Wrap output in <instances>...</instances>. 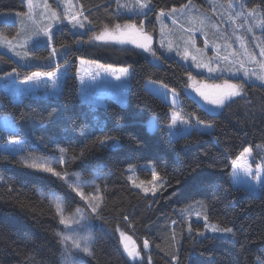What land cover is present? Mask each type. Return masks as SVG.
I'll list each match as a JSON object with an SVG mask.
<instances>
[{"label":"trees","instance_id":"1","mask_svg":"<svg viewBox=\"0 0 264 264\" xmlns=\"http://www.w3.org/2000/svg\"><path fill=\"white\" fill-rule=\"evenodd\" d=\"M92 24L86 35L73 34L66 25L58 29L54 45H69L63 62L71 61L60 96H25L14 102L6 96V110L14 118L17 136L28 146L46 152L67 149L62 170L102 165L104 203L98 214L97 237L89 264H149L142 248L133 260L123 246L121 233L140 246L147 240L150 264H258L264 261V188L255 195L233 185L231 162L250 147L264 145V86L244 83L240 97L218 113L205 110L188 92L191 69L176 58L159 53L160 62L139 49L113 44H91L89 38L105 26L136 20L146 21L147 32L156 34V15L190 1L206 6L205 0H149L152 10L145 16L117 14L116 0H79ZM260 6L264 0H248ZM23 0H0V13L25 11ZM142 19V20H141ZM13 30L16 25H11ZM9 25H3V32ZM106 64L132 66L133 76L127 105L111 100L107 107L81 100L76 70L79 58ZM22 68L0 52V75ZM155 80L176 89L191 118L212 124L211 132L194 130L176 140L169 137V105L145 86ZM156 116L159 127L149 131L147 120ZM83 133V135H81ZM114 137L116 147L101 146L100 140ZM75 159H70L71 156ZM152 163L167 180L157 196L145 195L128 180V168ZM145 171L141 170L143 174ZM148 172V171H147ZM59 189L65 194L66 210L82 205L79 196L62 180L25 166L18 157L0 149V264H60L62 242L60 216L38 190ZM206 204L207 221L230 227L234 236L199 238L205 222H192L181 208L196 202ZM181 217V218H180ZM175 221V223H173ZM212 236V235H207ZM173 257H176L174 260Z\"/></svg>","mask_w":264,"mask_h":264},{"label":"rangeland","instance_id":"2","mask_svg":"<svg viewBox=\"0 0 264 264\" xmlns=\"http://www.w3.org/2000/svg\"><path fill=\"white\" fill-rule=\"evenodd\" d=\"M25 3V11H4L0 13V37H7L11 41V50L9 46L0 41V52L10 56L22 70H14L0 75V149L19 158L21 162L25 164L31 162L44 163L46 161L51 162L55 171L67 173V185H71L70 189L76 195L79 196L82 201L81 206L75 207L71 211L66 210L65 194L59 189H45L41 187L38 192L41 196L47 197L51 204L56 208V203L61 204L62 211L59 216H63L69 222L79 220V224L71 223L69 228H65L61 224L60 233L70 235L75 229L78 233L77 239H81L85 236H92V240L89 242L90 250L93 253V246L97 237L96 227L97 222L94 219L104 203L103 183L105 170L102 165H96L89 168V172L86 170L88 167L83 166L77 169H65L62 170L61 166L67 161V151L64 154V163H58L60 152L57 148L54 152H46L36 146H28L26 140L17 136V127L14 122L13 115L6 110L7 101L5 97L9 96L14 102H19L25 96H40V95H52L60 96L63 92L65 81L67 76L72 73V62H63L65 53L69 49V45H62L57 47L54 45L56 37V31L61 29L63 25H66L71 33L86 35L89 30L92 29V24L88 20H85V12L79 0H31L29 5L28 0H23ZM120 5H126V7H118L116 2L117 14H126L130 17L145 16V14H137L136 11H130L134 9L137 0H119ZM150 7L152 10L151 2ZM206 6H201L194 1H190L180 7H174L169 10H165L164 15L161 16V11L157 12L156 22L158 30L156 34L147 32L146 21L142 20L143 31L147 32L151 37V46L156 50L157 56L161 52L165 57L176 58L181 63L185 64L191 69V74L195 77L196 86L200 85H214L223 84L225 79H229L230 82L238 85H244V83H257L264 86V81H261L257 77L264 75V57L259 55L260 49L264 48V17L260 6H249L248 0H205ZM229 4L232 7H229ZM243 5V7H241ZM187 6V7H185ZM176 9L173 13L172 10ZM255 9L254 14L252 10ZM151 10H146V15ZM55 11L58 16L63 20L62 24L57 23L52 19L51 13ZM241 13V15H237ZM73 14L77 15V18L84 24V28L77 27L72 28V25L68 23L66 17H71ZM159 18V19H158ZM175 20V23H173ZM136 23L137 27H140L141 23L136 20H130L123 23H118L123 28L126 24ZM9 25L8 31L3 32V25ZM11 25H16L17 29L13 30ZM52 25V32L54 33V39L51 45H46V37L43 36V30ZM109 30H113V27H107ZM105 28L99 33L92 34L89 40L91 44L98 45H115L123 49H139L133 44L120 45L111 41L96 40L95 36L99 35ZM37 33H40L37 36ZM240 37V39H237ZM191 39L195 40V47L191 45ZM205 40H207V47H205ZM163 43V47L161 44ZM243 44V47L241 46ZM169 45L172 51H168ZM188 49V58L184 60L182 56L176 54L177 49L183 53L184 49ZM56 49V55L52 56V49ZM196 49H201V52H197ZM247 50V53L245 52ZM146 57L153 58L149 53L139 49ZM27 51L28 55L25 57L24 53ZM19 52L21 55H15ZM219 54L220 57H227V60L219 61L221 67L231 68L232 75L229 72H224L220 79H209L206 69H197L192 61V56L197 57V61L208 62L209 58L215 57ZM251 55H255V61L250 59ZM155 59V62H160ZM241 62H243V68H241ZM103 66V67H102ZM213 67L217 66V62L213 61ZM121 68H128L129 75L124 76L119 72ZM245 70L249 73L247 77L244 76ZM33 72H53L55 75L51 78L42 76L38 82L22 83L26 76L31 75ZM115 72V74H113ZM11 73V75H9ZM255 73L256 75H252ZM79 86V96L82 101L94 104L96 106L107 107L111 100H114L121 105H127L129 90L131 86L133 68L132 66H118L113 64H106L97 60L79 58L77 64V70L75 72ZM215 75V74H214ZM119 77V78H117ZM189 77V75H188ZM192 81L188 79V85ZM145 86L147 89L162 98L168 105V113L170 116V122L166 124V128L169 137L172 140H176L181 136L189 135L194 130L201 132H211V128L205 129L202 125H196V118H191L184 107L182 106V96L180 92L173 89L166 84L155 81L146 80ZM166 86V87H165ZM188 92L191 93L194 99L205 110L218 113L222 108L216 105L209 104L204 101L193 89L189 87ZM170 90H174L177 94L175 104H173V96ZM209 95H216L219 90L208 87L204 88ZM178 113L177 124L172 125L173 113ZM180 119H188L189 125H181ZM160 123L156 116H152L147 120V128L149 131H155L159 127ZM15 139L21 143L13 145L9 141ZM118 141L109 142L108 146L116 147ZM250 148V147H247ZM7 149V150H6ZM19 149V151H16ZM252 155L248 157V163L251 165L253 173L256 170L257 164H264V145H259L257 151L252 149ZM244 151V150H243ZM242 151V152H243ZM241 152V153H242ZM240 156V155H239ZM21 157L25 160L22 161ZM75 156H71L70 159H74ZM240 164L243 165L244 161L241 160ZM131 169V171H129ZM155 170L157 173V179H152L151 170ZM145 171L143 174L140 171ZM148 171V172H147ZM128 180L131 184L145 195L157 196L162 188L167 183V180L163 178L156 170L152 163H146L140 167L131 166L128 168ZM264 175V173H262ZM132 177L130 180L129 177ZM231 179L233 185L238 188H244L251 191L255 195H260L262 188L259 182L253 175L246 174L243 167H239L236 170V174L233 175V169H231ZM144 183L140 187L135 185ZM163 187H159L161 183L165 182ZM65 183V181H63ZM157 188L155 195H153L151 189ZM144 189H149L146 193ZM78 193H83V199ZM98 196L100 199L93 200L92 197ZM99 205L95 212L92 208ZM206 204L202 201L196 202L189 206L180 209L179 213L181 217H185L188 221L187 224L192 228V222H205V228L203 231L205 235H213L210 231H206V225L210 228L211 225H217L208 221H205L206 216L205 209ZM77 210H79L77 212ZM83 217V218H81ZM180 217V218H181ZM189 229V228H188ZM193 229V228H192ZM217 235V236H229ZM199 238H204L199 236ZM123 246L127 244L129 249H135L140 253L139 258L142 255V248L138 242L131 236L124 234L122 237ZM72 239H69L66 243H62L60 253V264H72L73 261H79L80 264H89V258L91 255H87L72 246ZM150 247V245H149ZM148 247V248H149ZM145 249L146 255L150 258L149 250ZM126 251V250H125ZM127 253V251H126ZM128 254V253H127ZM132 258V257H130ZM133 259V258H132ZM258 264H264L261 258L257 259Z\"/></svg>","mask_w":264,"mask_h":264},{"label":"snow or ice","instance_id":"3","mask_svg":"<svg viewBox=\"0 0 264 264\" xmlns=\"http://www.w3.org/2000/svg\"><path fill=\"white\" fill-rule=\"evenodd\" d=\"M118 7H126V5H120L119 0H116ZM29 5H31V0H28ZM187 7V6H185ZM229 7L231 8L232 5L229 4ZM241 7H243V5H241ZM138 9L137 14H145L146 15V10H151L150 7V3L148 2V0H137L136 6L134 9H130V11H136ZM176 11V9H173L172 12L174 13ZM255 13V9L252 10V13L250 14H254ZM164 15L163 10H161V16ZM237 15H241V13H237ZM52 19L54 21H56L59 24L63 23V20L60 18V16H58V14L53 11L51 13ZM68 19V23L72 25L73 29H76L77 27L79 28H84V24L77 18L76 14H73L71 17H66ZM87 19V17H85V20ZM159 19V18H158ZM173 23H175V20H173ZM52 25H49L48 28L43 30V36L46 37V45H51L53 39H54V33L52 32ZM60 31H63V29L61 28ZM40 33H37V36H39ZM94 39L96 40H104L106 42L111 41L114 42L116 44H120V45H125V44H133L135 45L136 48L142 49L144 52L149 53L154 59L159 60V57L157 56L156 50H154L151 46V41H152V37L145 31H143V23L141 22L140 27H137L136 23H131V24H126L123 26V28H121V25L117 24L115 25V28L113 30H109L107 28V26H105V29L97 36L94 37ZM237 39H240V37H237ZM0 41H2L3 43L7 44L11 50V41H9L7 39V37H0ZM207 40H205V47H207ZM191 45L193 47H195V40L191 39ZM163 43L161 44V47H163ZM243 47V44L241 45ZM168 51H172L171 46L169 45L168 47ZM197 52H201V49H196ZM245 52L247 53V50L245 49ZM177 55L182 56V58L184 60H187L188 58V49L187 47L184 49L183 53L180 52L179 49H177L176 52ZM15 55L20 56L21 54L19 52H16ZM25 57H27L28 53L27 51L24 53ZM52 56L56 55V49L53 48L52 49ZM259 55L261 57H264V48L260 49V53ZM250 59L255 61V55H251ZM221 60H227V57H220L219 54L217 53V55L215 57H211L209 58L208 62H203V61H197V57L195 55L192 56V61L195 65V67L197 69H206L207 73H208V78L209 79H220L221 76L223 75L224 72H229L232 75H235V73H232L231 68H226V67H221L219 64V61ZM213 61L217 62V66L213 67L212 63ZM262 67H264V63H262L261 65ZM103 67V66H102ZM241 68H243V62H241ZM119 72L121 74H123L124 76L129 75V69L128 68H121L119 69ZM115 74V72L113 73ZM215 74V75H214ZM9 75H11V73H9ZM55 75V73L53 72H47V73H41V72H33L31 75L26 76L24 78V80L22 81V83H28V82H38L39 79L42 76H46L48 78H51ZM249 75V73L245 70L244 72V76L247 77ZM252 75H256L255 73H253ZM119 78V77H117ZM258 79H260L261 81H264V75H259L257 77ZM189 81H192L191 84H189V87H193L194 91L203 98L204 101L208 102L209 104L212 105H216L219 108H224L230 105V103L234 100V98L236 97H240L242 95L243 92V85H238L236 83H232L230 82L229 79H225L223 81V84H214V85H200L199 87L196 86V82H195V77H193L191 74H189L188 77ZM166 87V86H165ZM208 87H212L215 88L218 91V93L216 95H209L206 91H204V88H208ZM171 94L173 96V104H175V100L177 97V94L175 93L174 90H170ZM177 116L178 113H173V119H172V125L175 126L177 124ZM196 125H202L205 129L207 128H211V125H207L204 124L203 121H201L199 118H196ZM179 123L181 125H189V120L188 119H180ZM81 135H83V133H81ZM115 142V138L114 137H105L103 140H100V145L103 146H108L109 142ZM11 144L13 145H18L21 142L15 139H11L9 141ZM7 150V149H6ZM16 151H19V149H17ZM67 149L60 147L59 148V152H60V157L58 160V163H64V154L66 153ZM252 155V150L251 148H245L244 151L240 154L239 157H237V159L233 160L231 162V166L233 169V175L236 174V170L239 167H243V170L246 174L249 175H253L254 178L259 182V185L261 188H264V175H262V173H264V164H257L256 165V170L253 173L252 167L251 165L248 163V157H250ZM75 159V157H74ZM21 160L24 161L25 158L21 157ZM243 160L244 164L241 165L240 161ZM25 166L30 168V169H34L37 171H41L44 173H50L51 175L57 177L58 179L65 181V183H67L66 177H67V173H61V172H57L55 171L54 167L52 166L51 162H44V163H37V162H31V163H27L25 162ZM131 171V169L129 170ZM151 174H152V179L156 180L157 179V173L156 171L153 169L151 170ZM129 179L131 180L132 177L130 176ZM144 182L141 181L140 184L135 185L136 187H140L141 184H143ZM166 183L163 182L161 183V185L159 187H163V184ZM71 187V185H69ZM158 189L157 188H152L151 191L153 193V195H155L156 191ZM73 191H76L75 188H73ZM144 191L147 193L149 191V189H144ZM79 195H81V198L83 199V193H78ZM93 200H98L100 199V197L98 196H94L92 197ZM99 205H96L92 208V211L95 212L97 207ZM56 208H57V213L60 214V212L62 211L61 209V204L59 202L56 203ZM79 210H77L78 212ZM83 218V217H81ZM205 221H207V217H204ZM60 223L62 225L65 226V228H69L71 226V223H76L79 224V220H73L71 222H69L68 220H66L63 216H61L60 218ZM175 223V221L173 222ZM189 233L192 232V228L189 227L188 229ZM206 231H210L213 235L212 236H206L205 232H198L197 235L204 237V239H214L216 238L217 235H228L231 234L232 236L235 235V233L233 232V229L230 227L227 228H220L217 225H211L210 228L206 225ZM123 233H121V236L123 237ZM57 236L60 237L61 242L62 243H66L69 239H72V246L87 254V255H92V252L90 250V245L89 242L92 240V236H85L82 238V243H81V239H77L76 237L78 236V233L75 231V229H73L72 233L70 235L67 234H62L60 232L57 233ZM149 247V243L147 240L144 241V248L147 249ZM125 250L128 253L129 257H132L133 260H136L137 258H139L140 253L138 251H136L134 248L133 249H129L127 244H125ZM173 259L175 260L176 257H173ZM72 264H80L79 261H73ZM149 264H150V258H149Z\"/></svg>","mask_w":264,"mask_h":264}]
</instances>
